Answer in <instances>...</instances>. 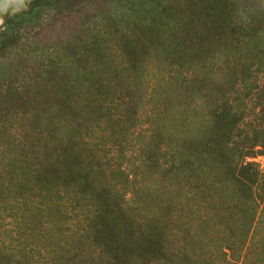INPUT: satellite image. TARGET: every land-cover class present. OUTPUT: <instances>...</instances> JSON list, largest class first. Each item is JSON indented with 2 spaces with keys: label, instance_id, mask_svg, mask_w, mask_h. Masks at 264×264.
Masks as SVG:
<instances>
[{
  "label": "trees",
  "instance_id": "obj_1",
  "mask_svg": "<svg viewBox=\"0 0 264 264\" xmlns=\"http://www.w3.org/2000/svg\"><path fill=\"white\" fill-rule=\"evenodd\" d=\"M99 3L32 2L0 26V58L23 38L19 18L70 6L73 21ZM138 8L104 11L102 35L71 34L68 69L16 84L20 73L0 68V264H245L264 253V108L247 107L264 100V9ZM104 37L115 45L99 46Z\"/></svg>",
  "mask_w": 264,
  "mask_h": 264
},
{
  "label": "rangeland",
  "instance_id": "obj_2",
  "mask_svg": "<svg viewBox=\"0 0 264 264\" xmlns=\"http://www.w3.org/2000/svg\"><path fill=\"white\" fill-rule=\"evenodd\" d=\"M99 7H95L94 10L84 11L78 14L75 20H70V6L68 8H42L44 14L40 22H34L26 25L24 18H19L15 22L13 29L20 31L21 40L9 46L4 57L0 58V68L9 65L15 71L20 73L15 80V83L26 84L30 81H36L37 75L33 73L39 67H51L68 69L70 67V36L73 33H92L100 31L102 35L101 25L99 24V18L104 14V11H109L114 18H123L128 15V18L132 16L129 13L132 9V5H139L137 12L142 17H147L151 13V7H155L162 11L165 6L171 3H177L185 0H99ZM212 2L217 5H226L237 1H244L260 5L264 9V0H202ZM27 8L20 10L16 14L21 13ZM42 12V11H41ZM137 13V14H138ZM14 14V15H16ZM12 15V16H14ZM11 16V17H12ZM118 19V20H119ZM51 22H55L50 25ZM28 26V27H26ZM25 29V30H24ZM27 33V34H26ZM19 37V36H18ZM112 39L105 38L100 42L99 46L110 48L115 44L111 42ZM24 53H28L25 56ZM2 70V69H0ZM27 71V72H26ZM16 72V73H17ZM264 85V75L262 79ZM259 97L264 99V94H259ZM257 96L250 98L247 101V107L249 110L258 111L263 106L264 100L261 103L260 99H255ZM253 124H256L255 119L250 117ZM264 126V123L261 124ZM260 160V166L264 167L263 158ZM261 227L264 228V219L261 220ZM254 238V241L250 243L249 248L254 249L257 245V241L262 237L261 232ZM256 257L250 256L245 264H264V253L261 256Z\"/></svg>",
  "mask_w": 264,
  "mask_h": 264
},
{
  "label": "water",
  "instance_id": "obj_3",
  "mask_svg": "<svg viewBox=\"0 0 264 264\" xmlns=\"http://www.w3.org/2000/svg\"><path fill=\"white\" fill-rule=\"evenodd\" d=\"M31 1L32 0H22L19 4L7 7L4 11L0 12V26L12 15L16 14L20 10L27 8Z\"/></svg>",
  "mask_w": 264,
  "mask_h": 264
},
{
  "label": "bare ground",
  "instance_id": "obj_4",
  "mask_svg": "<svg viewBox=\"0 0 264 264\" xmlns=\"http://www.w3.org/2000/svg\"><path fill=\"white\" fill-rule=\"evenodd\" d=\"M22 0H0V12L4 11L7 7L15 6Z\"/></svg>",
  "mask_w": 264,
  "mask_h": 264
},
{
  "label": "flooded vegetation",
  "instance_id": "obj_5",
  "mask_svg": "<svg viewBox=\"0 0 264 264\" xmlns=\"http://www.w3.org/2000/svg\"><path fill=\"white\" fill-rule=\"evenodd\" d=\"M34 1H36V0H32L31 3L34 2ZM31 3H30V4H31ZM30 4H29V5H30Z\"/></svg>",
  "mask_w": 264,
  "mask_h": 264
},
{
  "label": "built area",
  "instance_id": "obj_6",
  "mask_svg": "<svg viewBox=\"0 0 264 264\" xmlns=\"http://www.w3.org/2000/svg\"><path fill=\"white\" fill-rule=\"evenodd\" d=\"M264 160V159H263Z\"/></svg>",
  "mask_w": 264,
  "mask_h": 264
}]
</instances>
